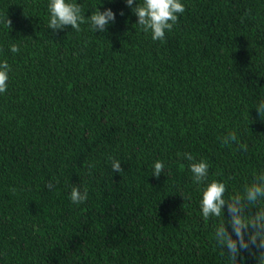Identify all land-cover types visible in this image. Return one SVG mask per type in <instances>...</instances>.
Listing matches in <instances>:
<instances>
[{
  "label": "trees",
  "instance_id": "obj_1",
  "mask_svg": "<svg viewBox=\"0 0 264 264\" xmlns=\"http://www.w3.org/2000/svg\"><path fill=\"white\" fill-rule=\"evenodd\" d=\"M48 2L0 0V264H228L183 153L226 197L264 167V0H182L164 41L125 0H77L116 13L105 33L49 29ZM232 130L246 152L221 145Z\"/></svg>",
  "mask_w": 264,
  "mask_h": 264
},
{
  "label": "clouds",
  "instance_id": "obj_2",
  "mask_svg": "<svg viewBox=\"0 0 264 264\" xmlns=\"http://www.w3.org/2000/svg\"><path fill=\"white\" fill-rule=\"evenodd\" d=\"M111 2V0H110ZM131 13L137 17L135 25H139L145 33H151L153 41H164L166 32L171 31L178 23L179 14L184 13L185 5L182 0H125ZM48 27L59 31L71 27L80 31L82 24H89L96 33H105L109 25L116 21V13L111 8L101 11L97 6L86 16L82 4L77 0H49ZM123 16L124 12L121 11ZM7 26L11 27V20L7 18ZM12 53H18L20 47L17 43L10 44ZM11 66L4 60L0 62V93L8 88ZM261 120H264V99L255 106ZM222 146L236 144L238 151H247L248 145L241 143L235 130L229 131L220 138ZM188 161L193 184L201 192L199 202L200 211L205 221L215 219L213 238L216 246L221 250V256H226L228 264H245L247 253L253 257L256 264H264V167L252 173L244 183L242 190L231 194L227 192L226 183L210 179L209 163L203 157L197 158L191 152L183 153ZM113 172H122L121 162L111 158ZM91 167V165H89ZM165 165L157 160L152 166V176L159 178L164 173ZM46 187L55 188L49 181ZM15 193V189H12ZM70 200L74 204H81L88 199V190L81 191L74 185L70 191Z\"/></svg>",
  "mask_w": 264,
  "mask_h": 264
}]
</instances>
